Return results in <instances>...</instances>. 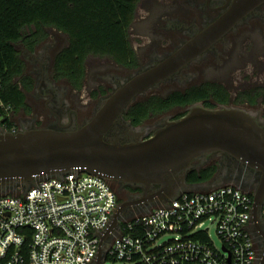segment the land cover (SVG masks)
<instances>
[{
  "label": "built area",
  "instance_id": "1",
  "mask_svg": "<svg viewBox=\"0 0 264 264\" xmlns=\"http://www.w3.org/2000/svg\"><path fill=\"white\" fill-rule=\"evenodd\" d=\"M14 115L0 97V132L19 130ZM123 202L113 181L81 167L0 189V264L257 263L253 193L235 184L116 217Z\"/></svg>",
  "mask_w": 264,
  "mask_h": 264
},
{
  "label": "water",
  "instance_id": "2",
  "mask_svg": "<svg viewBox=\"0 0 264 264\" xmlns=\"http://www.w3.org/2000/svg\"><path fill=\"white\" fill-rule=\"evenodd\" d=\"M263 2L238 0L226 20L233 23ZM224 22L221 18L161 62L123 79L100 100L93 115L83 123L27 126L17 132H0V189L18 185L29 188L36 178L81 167L111 181L142 187V195L123 202L116 213V217L130 216L136 211L126 212L129 206L174 198L182 190L221 185L218 182L187 183V174L196 159L221 152L261 172L262 177L253 192V221L255 227L262 230L264 128L254 110L227 104L208 107L197 102L188 106L181 117L167 118L145 139L121 142L118 138H108L127 108L200 55L203 45L213 41V34L224 33L229 28ZM155 186L160 187L158 191H152ZM262 235L264 237V230ZM259 264H264V253Z\"/></svg>",
  "mask_w": 264,
  "mask_h": 264
},
{
  "label": "flooded vegetation",
  "instance_id": "3",
  "mask_svg": "<svg viewBox=\"0 0 264 264\" xmlns=\"http://www.w3.org/2000/svg\"><path fill=\"white\" fill-rule=\"evenodd\" d=\"M145 1L140 0L139 5ZM160 1L163 6L159 9L155 21L152 20L148 27L158 25L161 34L149 39L144 47L142 46L147 60L142 63L137 54L139 67L131 69L133 73L161 62L186 43L197 39L202 31L223 18L224 25L229 28L224 33L213 34L211 38L213 41L203 45L204 49L200 55L153 89L157 90L168 86L183 90L187 87L209 83L227 89L230 94V102L227 105L245 103L254 107L258 103L264 102V2L252 7L246 14L230 23L226 20V16L233 11L238 0ZM137 14L135 21L138 17ZM150 20V16L143 18L146 23H149ZM151 31H154L153 28ZM147 33L152 35L150 32ZM51 39L52 35L37 44L33 50L25 45L20 47L27 64L26 72L34 77V89L29 98L32 112L27 114L24 110L28 116L20 118L19 129L27 126H39L43 123L44 126H60L66 122L78 125L90 117L86 109L87 104L78 100V95L71 86L53 76L52 68L54 58L59 50L57 49L59 38L56 36L55 39ZM30 64L32 69L28 70ZM158 92L162 93L161 90ZM258 94L260 95L258 96ZM254 97L257 102L251 104L249 100ZM210 102L221 105L213 96L210 97ZM255 113L256 119L264 128V110L258 108ZM167 118L171 119L164 117L163 120L153 125L145 122L137 129L138 126L133 125L123 114L122 119L110 131L108 138H118L121 142L145 139L153 133L154 129L163 125ZM139 130L144 134H140ZM214 163L217 164L216 171L206 182L231 183L253 193L262 177L261 172L256 168L221 152L196 159L190 171L201 170ZM113 183L125 198L124 202L137 199L143 193L142 187L123 184L117 180H114ZM187 183L190 185L199 184L188 182V179ZM159 188V186H155L152 191H158ZM168 200L169 198H166L163 201L167 202ZM163 201L160 199L135 204L127 207L125 211L128 213L141 211L146 207L152 208L164 203ZM252 231L258 250L256 264H259L260 257L264 253V237L258 233L256 227H253Z\"/></svg>",
  "mask_w": 264,
  "mask_h": 264
},
{
  "label": "trees",
  "instance_id": "4",
  "mask_svg": "<svg viewBox=\"0 0 264 264\" xmlns=\"http://www.w3.org/2000/svg\"><path fill=\"white\" fill-rule=\"evenodd\" d=\"M139 2L0 0V97L5 104L11 106L15 113L32 112L29 98L34 89V77L26 72L27 64L20 47L25 45L33 50L52 35L54 29L67 34L68 43L57 51L52 74L56 79L66 81L74 91L78 92L85 86L90 56L107 57L130 70L138 68L139 58L132 43L131 29ZM106 93L104 88L95 92L96 95ZM229 95L224 87L209 83L183 90L171 89L166 93L152 89L139 96L124 112V117L133 125L140 126L174 108H187L197 102L217 107L210 102L211 96L221 104H229ZM255 98L249 100L251 104H256ZM216 168L214 163L201 170H192L188 174V182H206ZM119 197L125 200L120 192Z\"/></svg>",
  "mask_w": 264,
  "mask_h": 264
},
{
  "label": "rangeland",
  "instance_id": "5",
  "mask_svg": "<svg viewBox=\"0 0 264 264\" xmlns=\"http://www.w3.org/2000/svg\"><path fill=\"white\" fill-rule=\"evenodd\" d=\"M162 6L163 3L160 0H146L144 3H141V5H139L138 14H137L138 17L133 26L131 39L137 54L141 58L142 63H145L147 60V56H145L144 53L145 52L143 48L144 45L149 41V39H152L153 37H158L159 34H161L158 25H155L153 27H148V26L150 23H152V20L155 21V18L158 16L159 9ZM147 16H150L151 18L149 23L143 21V18ZM152 28L154 30L153 32L151 31ZM147 32H150V34L152 35H149ZM56 36H58L59 38V45L57 49H60L67 45L68 43L67 34L58 32L57 30L54 29L52 32L51 40L55 39ZM31 69H32V65L30 64V66H28V70ZM87 69H88L87 77L84 88L78 92L77 91L75 92L78 95L77 96L78 100L80 99L87 104L86 109L89 116L91 117L96 107L100 103V100L104 96L109 94L111 91H113L114 87L117 86L121 80L128 78L133 73V71L128 68L117 65L116 63L113 62V60L107 57H95V56L89 57L87 61ZM101 88H104L107 91V93L96 95L95 92L97 93L98 90ZM171 89L173 88L168 86H163L161 89H157V91L161 90L162 93H166ZM231 105L241 106L254 111H256L258 108L264 110V102L258 103L254 107L247 105L245 103H231ZM186 111L187 108L177 107L162 116L149 120L147 123L151 125L156 124L158 121L163 120L164 117H170L171 119H174L177 117V115ZM27 116L28 115L22 111L15 113L14 119L17 122L18 127H20L21 125L20 118H26ZM39 126H44V123L42 125L39 124ZM106 264H128V263L121 261L114 262L108 260Z\"/></svg>",
  "mask_w": 264,
  "mask_h": 264
},
{
  "label": "crops",
  "instance_id": "6",
  "mask_svg": "<svg viewBox=\"0 0 264 264\" xmlns=\"http://www.w3.org/2000/svg\"><path fill=\"white\" fill-rule=\"evenodd\" d=\"M261 224H262V222H261ZM254 227H255V224H254ZM262 227H263V225H262Z\"/></svg>",
  "mask_w": 264,
  "mask_h": 264
}]
</instances>
